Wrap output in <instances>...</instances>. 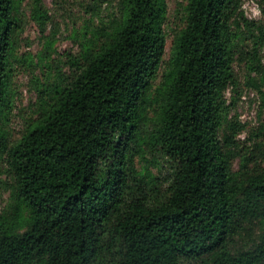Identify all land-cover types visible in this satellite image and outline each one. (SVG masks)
I'll use <instances>...</instances> for the list:
<instances>
[{
  "label": "trees",
  "instance_id": "obj_1",
  "mask_svg": "<svg viewBox=\"0 0 264 264\" xmlns=\"http://www.w3.org/2000/svg\"><path fill=\"white\" fill-rule=\"evenodd\" d=\"M17 4L0 0V121ZM242 6L186 0L165 59L166 0H119L83 35L70 75L38 90L39 116L18 142L0 123V168L13 179L0 264H264V119L243 146L226 97L244 55L264 111V9L250 20ZM34 11L44 24L41 0ZM146 149L159 176L136 167Z\"/></svg>",
  "mask_w": 264,
  "mask_h": 264
},
{
  "label": "rangeland",
  "instance_id": "obj_2",
  "mask_svg": "<svg viewBox=\"0 0 264 264\" xmlns=\"http://www.w3.org/2000/svg\"><path fill=\"white\" fill-rule=\"evenodd\" d=\"M118 1L41 0L47 12L42 24L34 11L36 0H18V28L15 34L8 95L10 104L0 121L12 144L18 142L25 130L39 116L38 90L43 84L70 75L69 59L79 55L80 46L88 43L83 35L96 33L101 22L116 15ZM166 5L165 59H168L175 36L185 24L186 0H166ZM242 9L248 19L262 20L264 0H243ZM242 36V39L237 41L239 49L252 51L256 40L248 35ZM250 64L244 55L240 57L235 67L237 84L228 90L226 96L228 103H234L229 119L236 118L246 126V132L239 138L243 146H250L252 142H246V134L264 119V111L260 107V86L254 81L255 75L250 74ZM162 71L163 68L152 82V93L161 82ZM152 128L151 123L145 125L143 133L146 135ZM151 152L146 149L145 153L137 156L136 167L138 171L148 168L152 174L159 176L160 160L157 156L154 158ZM235 167L238 168V162ZM166 175H169L168 171L163 176ZM12 184L13 179L7 168H0V214L10 211Z\"/></svg>",
  "mask_w": 264,
  "mask_h": 264
}]
</instances>
